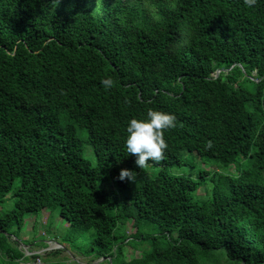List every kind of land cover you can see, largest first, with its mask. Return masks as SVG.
<instances>
[{
	"label": "trees",
	"instance_id": "1",
	"mask_svg": "<svg viewBox=\"0 0 264 264\" xmlns=\"http://www.w3.org/2000/svg\"><path fill=\"white\" fill-rule=\"evenodd\" d=\"M149 108L177 127L140 169L124 140ZM185 152L232 171L172 172ZM8 192L0 233L48 209L70 238L93 228L111 264H264V0H0V204Z\"/></svg>",
	"mask_w": 264,
	"mask_h": 264
},
{
	"label": "rangeland",
	"instance_id": "2",
	"mask_svg": "<svg viewBox=\"0 0 264 264\" xmlns=\"http://www.w3.org/2000/svg\"><path fill=\"white\" fill-rule=\"evenodd\" d=\"M86 148H89L90 152L87 153L85 150V156L94 161L91 147L87 145ZM183 156L189 159L190 165L172 167V172L196 177L200 170L227 173L233 168L207 160L205 157L194 158L189 152H185ZM208 196L206 189L201 187L195 192L193 199H204ZM13 202L12 194L8 192L0 204V214L11 209ZM124 227L127 234H132L135 230L131 220H128ZM67 228L68 221L60 217L57 211L50 212L48 209H43L39 213L26 215L20 229L14 227L9 229L10 235L0 233V264H33L35 256L40 258L39 264H111L110 257L97 258V247L91 245L95 234L93 228L85 230L76 239L66 235ZM48 247L49 250H42ZM26 249L36 250L37 255L25 254ZM125 251L127 258L140 252L139 249H132L130 246H126Z\"/></svg>",
	"mask_w": 264,
	"mask_h": 264
},
{
	"label": "clouds",
	"instance_id": "3",
	"mask_svg": "<svg viewBox=\"0 0 264 264\" xmlns=\"http://www.w3.org/2000/svg\"><path fill=\"white\" fill-rule=\"evenodd\" d=\"M60 0H52L53 7L59 4ZM245 6L251 8L257 3V0H243ZM114 80L107 77L101 80L102 86L108 90L114 86ZM62 94H64L62 92ZM177 127V118L175 115L149 108L146 113V118H132L128 121L126 127V139L124 145L127 154L136 157L135 164L140 169L149 166V161L156 164L160 163L165 158V150L168 144L164 139V133ZM213 148V142L207 141L205 149ZM118 179L129 180L135 182L136 173L127 169H121Z\"/></svg>",
	"mask_w": 264,
	"mask_h": 264
},
{
	"label": "crops",
	"instance_id": "4",
	"mask_svg": "<svg viewBox=\"0 0 264 264\" xmlns=\"http://www.w3.org/2000/svg\"><path fill=\"white\" fill-rule=\"evenodd\" d=\"M49 242H50V245H51V241H49ZM55 243H57V242H55ZM49 248H50V247H48V248H44V249H42V250H46V251H47V250H49ZM34 253L37 254V251H36V250L29 251V250H27V249L25 250V254H27V255H31V254H34Z\"/></svg>",
	"mask_w": 264,
	"mask_h": 264
},
{
	"label": "built area",
	"instance_id": "5",
	"mask_svg": "<svg viewBox=\"0 0 264 264\" xmlns=\"http://www.w3.org/2000/svg\"><path fill=\"white\" fill-rule=\"evenodd\" d=\"M31 255H37V254H31ZM33 264H39L40 263V258L35 256L34 260L32 261Z\"/></svg>",
	"mask_w": 264,
	"mask_h": 264
},
{
	"label": "water",
	"instance_id": "6",
	"mask_svg": "<svg viewBox=\"0 0 264 264\" xmlns=\"http://www.w3.org/2000/svg\"><path fill=\"white\" fill-rule=\"evenodd\" d=\"M218 72H219V69L216 70L215 75H217ZM57 244L60 245L58 242H57Z\"/></svg>",
	"mask_w": 264,
	"mask_h": 264
}]
</instances>
